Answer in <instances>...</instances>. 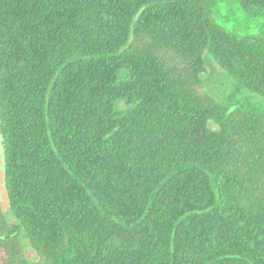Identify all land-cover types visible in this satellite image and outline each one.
<instances>
[{
	"label": "trees",
	"instance_id": "16d2710c",
	"mask_svg": "<svg viewBox=\"0 0 264 264\" xmlns=\"http://www.w3.org/2000/svg\"><path fill=\"white\" fill-rule=\"evenodd\" d=\"M206 57L264 98V38L204 0H0V264H264V116Z\"/></svg>",
	"mask_w": 264,
	"mask_h": 264
},
{
	"label": "rangeland",
	"instance_id": "374dc122",
	"mask_svg": "<svg viewBox=\"0 0 264 264\" xmlns=\"http://www.w3.org/2000/svg\"><path fill=\"white\" fill-rule=\"evenodd\" d=\"M207 17L220 29L236 36H256L264 38V11L246 13L236 0H204ZM206 72L201 76L203 91L208 93L222 107L241 108L264 116V98L252 91L239 86L210 58H205ZM25 250L29 242L20 238ZM31 264H43V259L32 261Z\"/></svg>",
	"mask_w": 264,
	"mask_h": 264
},
{
	"label": "water",
	"instance_id": "95a60500",
	"mask_svg": "<svg viewBox=\"0 0 264 264\" xmlns=\"http://www.w3.org/2000/svg\"><path fill=\"white\" fill-rule=\"evenodd\" d=\"M10 198L6 189L5 181V155L2 147V139L0 137V209L6 212L9 208ZM25 257L28 260L35 261L37 259L36 252L28 248L25 250Z\"/></svg>",
	"mask_w": 264,
	"mask_h": 264
}]
</instances>
